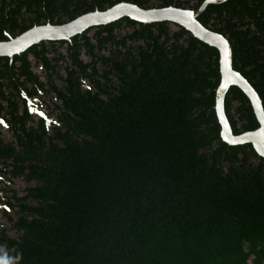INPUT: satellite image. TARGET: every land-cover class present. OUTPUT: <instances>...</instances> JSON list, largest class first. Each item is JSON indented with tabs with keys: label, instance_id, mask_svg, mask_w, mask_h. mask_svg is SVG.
Listing matches in <instances>:
<instances>
[{
	"label": "trees",
	"instance_id": "obj_1",
	"mask_svg": "<svg viewBox=\"0 0 264 264\" xmlns=\"http://www.w3.org/2000/svg\"><path fill=\"white\" fill-rule=\"evenodd\" d=\"M14 1L39 8L35 25L41 17L72 21L105 3L150 8L152 0ZM154 1L198 9L206 0ZM198 21L227 38L233 69L264 108V0L211 4ZM123 25L138 45L116 60L111 70L119 73L70 74L58 92L59 124L24 123L16 145L0 142V169L26 185L22 195L8 191L14 217L0 230V261L264 264V158L221 138L218 51L170 22L125 17L109 31ZM225 112L235 135L259 127L237 87Z\"/></svg>",
	"mask_w": 264,
	"mask_h": 264
},
{
	"label": "flooded vegetation",
	"instance_id": "obj_2",
	"mask_svg": "<svg viewBox=\"0 0 264 264\" xmlns=\"http://www.w3.org/2000/svg\"><path fill=\"white\" fill-rule=\"evenodd\" d=\"M88 2L93 3L94 0ZM161 4L152 0L149 7L163 8L159 7ZM105 7L110 8L108 3ZM40 13L35 6L30 12L25 6L20 8L14 0H0V32L5 38L0 41L22 34L20 29L25 26L31 29L48 23L60 25L42 17L39 24L33 25ZM67 21L65 18L63 23ZM115 22L91 27L68 41H41L12 59L0 57V89L3 92H0V142L16 145V129L24 123L29 126L45 123L49 130L59 124V112L64 101L58 92L65 90L70 74L119 73L111 68L129 49L136 48L138 42L127 38L134 33V28L123 25L111 33L109 29ZM21 73H34L38 81L28 80ZM82 84L84 89L92 88L88 79H84ZM8 176L0 169V230L8 224V214L14 217L8 206V191L16 190V182L22 181Z\"/></svg>",
	"mask_w": 264,
	"mask_h": 264
},
{
	"label": "water",
	"instance_id": "obj_3",
	"mask_svg": "<svg viewBox=\"0 0 264 264\" xmlns=\"http://www.w3.org/2000/svg\"><path fill=\"white\" fill-rule=\"evenodd\" d=\"M227 0H206L198 9L178 8L175 6L163 8H141L136 4L121 2L103 11H93L67 21L60 25L45 24L33 27L26 32L0 41V57L10 59L20 55L31 46L41 41H68L91 27L107 25L127 17L135 22L151 24L170 22L190 32L196 39L215 48L219 53L220 84L216 90L215 111L221 127V138L230 146L252 145L255 152L264 158V108L262 101L248 82L239 72L233 69L232 47L223 35L203 26L199 16L211 4H222ZM239 88L249 99L259 127L254 131L238 135L233 133L225 112V98L231 87Z\"/></svg>",
	"mask_w": 264,
	"mask_h": 264
},
{
	"label": "rangeland",
	"instance_id": "obj_4",
	"mask_svg": "<svg viewBox=\"0 0 264 264\" xmlns=\"http://www.w3.org/2000/svg\"><path fill=\"white\" fill-rule=\"evenodd\" d=\"M25 184L22 182V181H17L14 188L20 193L22 194L23 193V190L25 188Z\"/></svg>",
	"mask_w": 264,
	"mask_h": 264
}]
</instances>
